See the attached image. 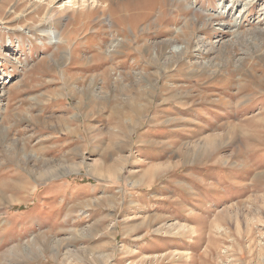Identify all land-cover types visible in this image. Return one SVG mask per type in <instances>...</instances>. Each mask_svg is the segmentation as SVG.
Masks as SVG:
<instances>
[{"label":"rangeland","instance_id":"1","mask_svg":"<svg viewBox=\"0 0 264 264\" xmlns=\"http://www.w3.org/2000/svg\"><path fill=\"white\" fill-rule=\"evenodd\" d=\"M218 3L0 0V264H264V0Z\"/></svg>","mask_w":264,"mask_h":264},{"label":"bare ground","instance_id":"2","mask_svg":"<svg viewBox=\"0 0 264 264\" xmlns=\"http://www.w3.org/2000/svg\"><path fill=\"white\" fill-rule=\"evenodd\" d=\"M175 1L176 2H184L186 0H175ZM256 2H257V0H247V1H244V0H219L218 8L216 9L218 12L217 13L214 12L213 15L222 16V17L224 15H226V18H230L231 22H227V23L219 22L218 24H216L218 26L217 29L222 30L223 28H226V27H229V28H232V27L237 28V27H239L241 25V22L243 21L244 17H247V16H245V14L249 13L251 6H253V4H255ZM187 8L189 9L190 6L187 5ZM238 9H239V12H238L237 16H235L234 13H236ZM198 11L201 12L202 10L198 9L197 7H194V9H193V12H194L193 13V17L189 18V20H187L184 23V25H183L184 28L183 27H179L178 29L175 30V32L177 34H184L185 33L184 29H186L188 27L194 29V28L197 27L198 24L200 25L199 26L200 28H203L205 26V24H208V22L210 20H212V18L209 17V18H206V20L203 21V22H201V21L198 22V16L196 15V12H198ZM209 12H211V11H209ZM262 15L264 16V9H262ZM259 18H260V16H259ZM37 22L38 23H37L36 27L34 26L35 28H37L36 31L41 33L42 35L46 36L48 41H49V44L55 45L57 50H60L62 48L60 61L62 62V61L67 60V59L69 60L70 56H72V55H71V53H69V50L66 47L64 48V44H66V41L64 40L65 38H64L62 33H60L57 29L54 28V20L51 18V14H47L46 13V14L42 15L41 18L39 19V21H37ZM45 22H47V23H45ZM252 32L253 33L255 32V36H257L259 38H262L264 36V31L262 29H255ZM235 36L236 35H234V37ZM9 45L11 46V43H9ZM188 45H189L188 43H185V46L183 47V45L177 46V45L172 44L170 47H172V51L175 54V56H177V59H181V57H183V55L186 53V50L188 49ZM198 45H199L198 43H195L194 47L196 49L197 48L200 49V47ZM205 48H207V46H205ZM210 49L211 48H209L208 50H210ZM54 64L56 65V61H54ZM2 78L3 77H0V81H1ZM1 84L2 83H0V85ZM76 165H78V164H76ZM72 169L73 168H70V167H63V171H65L66 173H69ZM41 241H43V240H41ZM46 241H48V240H46ZM46 241H45V243H46ZM54 248H52V249L44 248V252H50V257L52 258V257H54L55 252H56V250Z\"/></svg>","mask_w":264,"mask_h":264}]
</instances>
